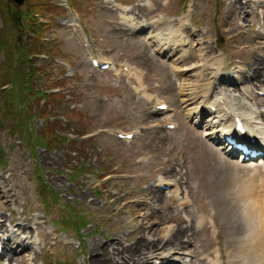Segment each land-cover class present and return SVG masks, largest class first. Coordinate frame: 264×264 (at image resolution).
Masks as SVG:
<instances>
[{"label":"rangeland","instance_id":"1","mask_svg":"<svg viewBox=\"0 0 264 264\" xmlns=\"http://www.w3.org/2000/svg\"><path fill=\"white\" fill-rule=\"evenodd\" d=\"M68 1L72 14L65 0H33L39 13L29 16L27 0L21 8L0 0V42L6 45L0 52V66L6 52L22 55L26 51L22 45L32 49L29 23L37 20L47 53H41L44 55L32 64L37 74L32 89L64 96L54 112L48 107L49 100L39 94L31 95L28 102L14 103L18 111L27 113L30 136L46 142L44 149L28 142V136L18 135L21 119L16 114L8 116L5 105L9 101L0 98V226L7 232H14L17 225L26 227V235L35 243L28 264H90L93 241L105 246L116 236L127 237L141 215L149 213L150 205L156 215L184 218L185 225L195 216L193 224L200 227L199 209L205 204V222L212 237L211 216L220 214L218 201L232 203L229 197L233 199L231 187L223 185L230 183L235 188L250 177L256 183L264 180V159L241 162L222 155L212 157L204 150L202 127L186 118L178 87L189 84L198 99L199 89L202 93L203 89H198L197 72L179 79L178 71L196 65L197 36L203 48H210V58H222L221 65L212 68L221 66L220 74L234 77L240 94L264 111V98L259 95L263 89L244 79L252 73L246 66L255 56L250 42L260 41L257 37L264 40V9L257 7L264 0ZM106 1L129 9L124 16L133 14L135 23L151 26L162 18L163 24L155 30L162 34V43L169 32H176L174 41L184 48L157 55L152 46L156 40L145 37L152 29L144 25L137 32L128 31L119 8ZM238 7L246 11L241 17L237 16ZM69 20L77 24L78 32L62 24ZM84 38L88 42L85 48ZM92 58L113 66L108 71L94 69ZM121 66L137 69L142 82L126 78ZM3 81L0 69V85ZM14 87L16 91L18 86L9 82L2 94L8 95ZM157 103L167 105L169 114L156 112ZM168 124L176 128L170 130ZM122 132L134 138L120 140L117 134ZM77 135L83 137L77 140ZM223 162L232 165L226 168ZM170 168L177 169L176 176L166 175ZM160 181L173 187L170 192L160 189L161 204H153L148 192L158 190ZM210 191L216 194L212 205ZM182 201L185 204L181 206ZM137 209L139 215L132 216L131 211ZM225 212L238 228L226 231L223 240L232 238L237 247L246 229L241 211L233 205ZM73 217L84 218L81 230L68 225ZM175 226L171 222L156 227L160 231ZM204 240L199 234L183 261L198 264ZM5 250L8 252L7 246ZM151 260L150 264H163L160 258ZM183 261L170 258V263ZM0 264L15 263L4 257Z\"/></svg>","mask_w":264,"mask_h":264},{"label":"bare ground","instance_id":"2","mask_svg":"<svg viewBox=\"0 0 264 264\" xmlns=\"http://www.w3.org/2000/svg\"><path fill=\"white\" fill-rule=\"evenodd\" d=\"M106 3L115 9L119 8V14L122 17L129 12V9H121L112 1H106ZM257 7L263 10L264 1L257 3ZM237 9L238 17L246 13L244 7H238ZM124 19L125 27H127L128 31L131 30V32L139 31L143 29L142 27H146L144 25H148L146 23L142 24L141 22L135 23L133 14L129 15L128 18L124 16ZM159 20L161 21L156 20L151 22V26L148 25L152 29V32H148L145 35L148 40H156L152 45L155 47L156 54L161 55L165 51L177 52V49H183V45L178 43L177 40L174 41L175 36H177L176 32H169L168 38L162 43V40L164 41L161 38L162 34L156 33L155 31L160 24H163L162 18H159ZM62 24L79 31L73 20L63 22ZM194 38L196 65H190L178 71L180 73L179 79L183 78L189 72H197L198 89L202 87L203 93L199 89L198 99L195 89L192 90L193 88L191 89L189 84H180L178 90L180 102L184 106V109H186V118L188 120L190 119L189 121L192 125L202 127L204 150L208 151L212 157L215 155L232 157L221 149L218 144L222 141L225 134L234 131L236 127V122L233 121L234 118L242 120L247 132L250 134V137L245 143H250L251 138H254L257 141V147L261 146L263 148L264 111L258 109V107L254 108L240 94V91L236 88L234 77H229L223 73L220 74L221 66L212 68L215 64L221 65L222 58L218 56L210 58V48H203V44L199 43L198 37L196 36ZM257 38L260 41L250 42V51L255 56L247 64L248 66H246L247 71H251L252 73L250 77L244 79L254 87L257 86L264 89V40H261L260 37ZM181 51L184 52V50ZM124 76L126 78L133 77L136 81L142 82L141 75L137 69L127 67V72L124 73ZM145 97L147 96L145 95ZM158 105L162 104H156V106ZM165 114H169L168 109ZM262 152L264 153V151ZM231 165V162H223L222 164L226 168ZM176 171L177 169L170 168L166 175H177ZM163 184L172 186L171 183L160 181L158 183V190L153 189L148 192L150 200L154 202L153 204H161L159 202V196L163 194L160 190ZM223 187H231L233 199L229 197L232 203L218 201L220 214L218 216L216 213L211 216L213 224L212 237L210 235V227L205 222L206 216L208 215L205 204H202L199 209L201 219L197 224L200 227H196L193 224L195 216L190 224L187 223L185 225L184 218H170L161 214L160 216L156 215V209L150 205L146 209V212L149 213L141 215L140 220L134 225V229L127 237L116 236L113 241L109 240V243L105 244V246L93 241L90 244V251L94 257H90L89 263L150 264L151 259L157 260L160 258L163 264H176V262L170 263V258H174L178 262L183 261L182 257L186 256L190 243L195 241L199 234H202L205 236V240L201 244V248H199L198 255L200 257L197 259L198 264H264V180H259L256 183L250 177L247 182L241 183L235 188L230 183L224 184ZM175 191L177 192L176 188ZM210 192L208 194V200L209 204L212 205L213 202H216V194H213L212 191ZM184 204L185 202L182 201L181 206ZM233 205H236L241 211V221L246 226L243 235L238 241L239 246L237 247L232 245L234 243L232 238H225L223 240L226 231H235L238 228V225L230 221L224 214L226 213L225 210ZM139 213L140 210L138 209L131 211L132 216L135 217ZM171 222L176 226L160 229V231L157 230L156 226ZM26 231V227L22 225H17V229L14 232H7L4 225L0 226V233H3L0 238V244L4 247L7 246L9 249L8 252L5 249L2 250L0 259L6 257L15 264H28V257L34 252L35 243L31 242L32 236L26 235ZM6 236L7 239L5 240L4 237ZM131 239L133 241L129 242ZM127 242L131 244L123 247L122 245L127 244ZM214 248L215 251H213ZM17 251L20 252L18 256ZM181 264H189V262L184 260Z\"/></svg>","mask_w":264,"mask_h":264},{"label":"trees","instance_id":"3","mask_svg":"<svg viewBox=\"0 0 264 264\" xmlns=\"http://www.w3.org/2000/svg\"><path fill=\"white\" fill-rule=\"evenodd\" d=\"M27 7H29V13L28 15L30 16V13L35 12L33 15H38L39 10L35 6H33V0H27ZM30 28L32 29L31 36L35 40V42L32 41V38H29L28 40H31L32 43V49L34 51V54H31V50L29 47L22 45L21 49L24 50L26 48V51L21 55L17 54L14 50L12 51L13 53L10 54L8 52L6 58L3 61V65L0 66V69L2 70V75L5 79L0 85V90L2 91V88L7 86L9 82H13L15 86H18V89L15 91V87L11 89L9 94H0V98H5L7 101H9L6 105V111L7 115H15L21 119L17 126V131L18 135L21 137L22 135L28 136L27 141L34 144L35 146H39L40 148L44 149L47 148V144L45 141L42 140V138L39 137H34L30 136L29 130L26 125V112L23 110L18 111L17 108H15L14 103H22V102H28L30 100L31 95H38L48 99L49 105L51 111L54 112L55 109L60 108L61 100L64 99V96L58 95V94H53V95H46L45 91H42V93L38 92L39 90L32 89V80L33 78L37 77V74L35 73V69L33 70L32 64L35 61L32 56L36 55L35 52L38 54L40 53H47L46 47L44 44H42V38H41V33H42V28H40V24L37 23V20H32V24L29 23ZM31 43L28 45L30 46ZM6 50V45H4V42H0V52ZM40 51V52H38ZM1 54V53H0ZM6 66L7 70L3 67ZM3 69L6 71V73H3ZM36 74V76H35ZM24 87V88H23ZM12 91V92H11ZM59 99H61L59 101ZM49 109V110H50ZM43 115V114H42ZM42 115L40 117H42ZM80 137V136H79ZM34 147V146H33ZM32 147V150H33ZM35 150V149H34ZM0 156L3 157V154H1L0 151ZM46 189L44 188V192ZM68 223V222H67ZM85 224L84 218H78V217H73V221H70L68 225H75L76 229L81 230L82 225ZM68 226V227H69Z\"/></svg>","mask_w":264,"mask_h":264},{"label":"water","instance_id":"4","mask_svg":"<svg viewBox=\"0 0 264 264\" xmlns=\"http://www.w3.org/2000/svg\"><path fill=\"white\" fill-rule=\"evenodd\" d=\"M8 1L11 2L15 7H20L24 3V0H8Z\"/></svg>","mask_w":264,"mask_h":264}]
</instances>
